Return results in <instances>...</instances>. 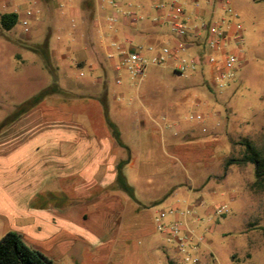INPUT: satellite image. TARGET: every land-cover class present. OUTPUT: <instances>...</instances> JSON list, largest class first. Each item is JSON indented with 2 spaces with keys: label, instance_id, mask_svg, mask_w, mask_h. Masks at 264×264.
Instances as JSON below:
<instances>
[{
  "label": "rangeland",
  "instance_id": "obj_1",
  "mask_svg": "<svg viewBox=\"0 0 264 264\" xmlns=\"http://www.w3.org/2000/svg\"><path fill=\"white\" fill-rule=\"evenodd\" d=\"M60 1L64 8H59ZM161 1L124 0L123 8L105 16L102 25L109 32L111 19L118 25L124 17L151 24ZM220 1L237 17L222 5L213 9L206 0H178L191 30L222 18L241 24L242 42L230 39L227 48L237 53V68L223 86L217 83L213 64L191 65L198 52L212 53L203 37L200 47L193 44L163 63L150 62L141 79L125 67L115 70L122 58H109L105 43L112 51L120 44L135 47L151 60L162 47H176L177 35L168 20L159 25L161 42L153 50L149 41L127 43L121 38L113 46L111 32L104 43L99 30L92 29L102 61L88 52V62L81 67L74 61L75 49L90 30L71 21L69 0H0V16L17 11L31 19L28 33L20 21L11 30L0 26V123L15 117L19 106L41 90L62 89L0 129V175L9 165L17 185L34 177L42 183L31 205L16 206L10 217L0 213V238L14 230L54 264H167L168 257L184 264L186 256L198 257V264H264V184L257 182L252 163L225 165L229 158L241 157L242 140L264 147V0ZM196 7L208 13L195 17ZM45 40L47 51L42 47ZM184 58L190 67L180 74L174 66ZM196 114L203 119H194ZM108 119L116 124L121 144ZM56 120L79 136L67 144L95 143L97 149L111 151L118 164L128 160L124 173L134 196L99 184L95 189H70L73 199L55 198L61 187L57 142L45 138L56 136ZM24 149L29 156L18 157L17 151ZM73 181L81 185L83 180ZM76 193L93 195L98 202L115 195V208L104 213L101 206L85 220L86 199L76 198ZM78 201L81 213L74 228L79 232L73 236L57 232L52 215L36 223L35 215ZM223 206L225 212L218 213ZM162 210L167 212L164 223L178 221L184 228V251L158 229ZM87 226H93L94 235Z\"/></svg>",
  "mask_w": 264,
  "mask_h": 264
},
{
  "label": "crops",
  "instance_id": "obj_2",
  "mask_svg": "<svg viewBox=\"0 0 264 264\" xmlns=\"http://www.w3.org/2000/svg\"><path fill=\"white\" fill-rule=\"evenodd\" d=\"M47 1V0H45ZM71 2V6L69 8V17L73 23H76V26L82 28L85 26L90 30V35H87L83 39H80L79 47L73 48L69 45L70 50L75 49L76 58L74 61L80 66L83 67L88 62L87 53L90 52L93 54L97 61H102L100 58V51L96 48L93 38H92V29L96 28L99 30L100 35L102 36V40L105 43L107 40V34L110 33L112 35V45L115 46L117 41L121 38L125 40L127 43H132L135 40L139 42L149 41L150 46H159L161 42V32L159 29L161 28V23L163 21H169L168 11L166 8H156L158 9V16L155 18L154 22L151 24H138L136 20H130L124 17L118 25L110 22L109 24V32L102 25V19L109 15L111 12H115V10H119L124 6V0H116V3H113L112 0H69ZM167 3L170 0H166ZM197 1V0H195ZM53 3V0H51ZM208 5H210L213 9L217 5H222L220 0H206ZM51 3V4H52ZM59 8H64V3H58ZM204 12L208 13L206 9L196 7V15L198 18L204 15ZM89 14V15H88ZM186 15V12H185ZM112 29V31H110ZM192 36L186 38V42L189 45L197 44L199 47L201 46L200 39L198 38L194 32H191ZM178 39H176V42ZM105 43V51L109 58L120 57L122 58L123 50L134 49L135 47L127 48L126 44H120V46L112 51L111 47H106ZM156 48V47H155ZM200 53V52H198ZM90 68L95 67V63H91L89 65ZM115 70L116 65L114 66ZM126 91H123V93ZM107 94L108 91H105ZM55 123L57 125L56 128V136H49L45 138L46 140L54 139L56 144V156L55 158L58 161L59 171V180L61 181V187L59 191L56 192L55 198L64 197L68 199H73L74 197H70L71 193L70 189H95L97 185L101 184L104 187H118L122 189L117 182V168L119 159L115 157L111 151L109 150H101L95 147V143H79L76 145H70L66 142L69 141H79V136H74L68 125H65L63 121H58ZM106 128V126H105ZM107 131V130H105ZM108 133V132H107ZM30 152L28 149L17 151L18 157L26 158L29 156ZM12 157H15V152H13ZM5 172L0 175V213L6 214L10 217L14 214L15 207L20 205H31L33 201V197L37 194L38 191L41 190V182L37 180V177L30 178L28 180L24 179L23 183L20 185L16 184L14 178V168L4 167ZM124 171V168H123ZM97 175H99V180L97 181ZM82 178V184L79 185L74 184L73 180ZM72 182V183H71ZM133 187V186H132ZM76 198L78 199H86L83 202V219L90 218L93 214V211L96 208H100L104 210V213L111 212L114 209V204H116L115 195L107 194V198L104 196L103 202L96 201L95 197L89 196V194H84L81 197V194L76 193ZM80 202L78 201L75 205L69 204L70 206L64 207V203H60L54 210H47L45 213L41 212L40 214L35 215L36 223H42L47 220V216L52 215L56 220V231L64 232L66 231L67 236H73L76 232H79V228L75 229L74 222L78 220L80 216ZM26 210V209H24ZM28 211V209H27ZM31 212V210L29 209ZM30 212H27L31 215ZM73 221V222H72ZM94 226V225H93ZM93 226H91L93 228ZM75 227V228H74ZM89 227V226H87ZM91 227H89L91 229ZM95 227V226H94ZM20 228V227H19ZM21 230V229H19ZM11 231V230H10ZM14 231V230H12ZM108 231H110L108 229ZM8 232V231H7ZM6 232V233H7ZM91 233L94 235V228L91 230ZM170 257H168L169 259ZM167 259V261H168Z\"/></svg>",
  "mask_w": 264,
  "mask_h": 264
},
{
  "label": "built area",
  "instance_id": "obj_3",
  "mask_svg": "<svg viewBox=\"0 0 264 264\" xmlns=\"http://www.w3.org/2000/svg\"><path fill=\"white\" fill-rule=\"evenodd\" d=\"M113 3H116V0H112ZM228 3V1H227ZM157 8H166L169 7L168 18L172 23V30L177 35V39L179 40L174 49L164 46L161 50L155 54L151 60L146 58L145 53L136 48L123 50L122 51V59L120 64L116 65V69L120 70L122 67H125L133 78H143L145 75V71L150 62L152 63H163L166 58L170 55H175L181 50H186L189 46L186 42V36L188 31L194 32L198 38H205L207 47L212 51L211 54H206V52L200 51L194 57L191 58L192 67H196L202 62H209L214 65V67L218 70L217 75V83L220 82V86H223L221 82L226 79L233 77L234 72L237 68V62L239 57L237 53L232 50H228L229 40L236 41L238 43L242 42L243 34H242V26L240 23H227L225 18H222L217 22H208L203 23L201 26H197L192 30L187 26L185 19V10L181 3L178 0H170L167 3L166 0L159 2ZM226 11L230 12L234 17H237V13L233 11L231 7H226L223 4ZM29 14L33 13V9L28 11ZM30 21L31 19L28 16L20 17V22L24 27V31L28 33L30 31ZM116 18H112L111 22L115 23ZM150 50L155 49L154 46H149ZM219 54L220 59L216 57L214 54ZM178 57V56H177ZM190 67L187 60L184 58L181 62L175 64L174 68L180 74H184L187 69ZM83 75V72H81ZM121 78H117V83H121ZM194 119L202 120L203 117L200 114H196L193 116ZM226 207H221L218 209V213H224ZM167 216V212L162 210L157 217V227L160 231L164 232L168 235L169 240H172L176 243L179 250L184 251L186 248V238H184L181 234L183 231V227L180 226L178 221L172 222L170 224L164 223V218ZM199 258H192L190 256L185 257L184 264H198Z\"/></svg>",
  "mask_w": 264,
  "mask_h": 264
},
{
  "label": "trees",
  "instance_id": "obj_4",
  "mask_svg": "<svg viewBox=\"0 0 264 264\" xmlns=\"http://www.w3.org/2000/svg\"><path fill=\"white\" fill-rule=\"evenodd\" d=\"M20 21V13L17 11L5 12L0 16V26L4 30H11ZM45 51L48 50V41L42 44ZM36 52L38 50L34 49ZM81 64H79L80 66ZM62 91L61 88L56 86L47 87L41 90L39 93L31 97L25 103L19 106L15 113V117L5 119L0 123V129L6 126L10 121H13L17 116L28 110L34 108L50 93H57ZM108 124L114 130V136L118 138L117 143L121 144L120 136L116 131L115 123L108 119ZM245 146L241 157L229 158L225 165L230 166L232 164L242 165L246 163H252L255 166V174L257 176V182L264 184V147L258 148L250 140L245 139L239 142ZM129 161L124 160L118 164L117 170V182L120 187L127 191L131 196H134L133 187L128 183L125 173L123 171L124 165ZM0 264H54L52 259L48 257L41 250L28 245L21 234L16 231H8L0 238ZM167 264H182L175 259L169 258ZM238 264V263H236Z\"/></svg>",
  "mask_w": 264,
  "mask_h": 264
}]
</instances>
